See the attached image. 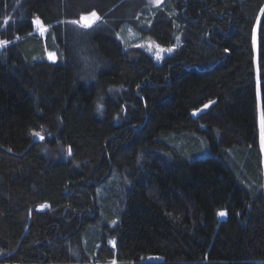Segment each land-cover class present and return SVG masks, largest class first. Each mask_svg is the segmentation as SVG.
<instances>
[{
    "label": "trees",
    "instance_id": "16d2710c",
    "mask_svg": "<svg viewBox=\"0 0 264 264\" xmlns=\"http://www.w3.org/2000/svg\"><path fill=\"white\" fill-rule=\"evenodd\" d=\"M156 3L0 0V264H264V0Z\"/></svg>",
    "mask_w": 264,
    "mask_h": 264
},
{
    "label": "rangeland",
    "instance_id": "374dc122",
    "mask_svg": "<svg viewBox=\"0 0 264 264\" xmlns=\"http://www.w3.org/2000/svg\"><path fill=\"white\" fill-rule=\"evenodd\" d=\"M147 1H157V5L163 0H147ZM147 13H149L147 11ZM79 21V20H78ZM117 39L120 41L124 48L136 47L142 49L147 54H149L155 63L160 64L165 58L171 56L180 44L178 38L170 46H161L156 40L148 35H143L137 32L131 25L123 24L117 33ZM171 48L172 51L169 52L167 49ZM163 50V51H162ZM157 53L160 55V59H157ZM49 58V55H48ZM263 148V147H262ZM263 150V149H262Z\"/></svg>",
    "mask_w": 264,
    "mask_h": 264
},
{
    "label": "snow or ice",
    "instance_id": "6c2138e0",
    "mask_svg": "<svg viewBox=\"0 0 264 264\" xmlns=\"http://www.w3.org/2000/svg\"><path fill=\"white\" fill-rule=\"evenodd\" d=\"M98 20H100V17L97 15V13H96L95 11H93V12H91V13H90L89 15H87V16L82 15V16L80 17V20H79V21H77V20H73V21H71V23H73V24H79L81 27L87 29V28H91L92 25H93L96 21H98ZM34 23H35V24H40L39 19L34 20ZM41 30H42V31H45L46 29H44L43 26L41 25ZM6 43H7L6 41H0V44H6ZM162 51H163V50H162ZM167 51L171 52L172 49L169 48V49H167ZM160 58H161V57H160L159 53H157V59H160ZM49 59H50V60H55V54H54V53H50V54H49ZM205 107H207V105H205ZM193 115H195V113H193ZM33 135H35V136H40V133H38V132H37V133H33ZM40 138L43 139V137H40ZM41 207H46V205H41ZM218 215H219V216H224V215H226V213H225L224 211H220V212L218 213Z\"/></svg>",
    "mask_w": 264,
    "mask_h": 264
},
{
    "label": "built area",
    "instance_id": "2783aa9c",
    "mask_svg": "<svg viewBox=\"0 0 264 264\" xmlns=\"http://www.w3.org/2000/svg\"><path fill=\"white\" fill-rule=\"evenodd\" d=\"M35 32L36 33H41L42 32L41 27L40 26H37L36 29H35Z\"/></svg>",
    "mask_w": 264,
    "mask_h": 264
}]
</instances>
